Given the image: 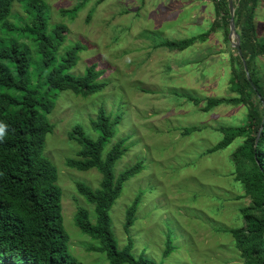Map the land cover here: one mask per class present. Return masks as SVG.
I'll list each match as a JSON object with an SVG mask.
<instances>
[{"label": "rangeland", "instance_id": "obj_1", "mask_svg": "<svg viewBox=\"0 0 264 264\" xmlns=\"http://www.w3.org/2000/svg\"><path fill=\"white\" fill-rule=\"evenodd\" d=\"M46 1L52 20L66 19L61 8L70 9L85 1L77 17L66 20L70 33L64 49L82 39L90 47L82 51L73 72L98 62L108 81L102 92L86 98L62 94L50 115L56 126L46 139L45 154L58 168L62 214L72 254L85 264H111L106 253L88 249L100 242L75 223L79 206L91 211V219L96 221L93 205L78 193L76 183L96 188L102 173L97 168L80 170L66 163L81 148L69 133L75 124H81L97 138L91 119L104 104L113 118H121L112 141L132 134L129 148L115 165L116 175L142 162V169L124 183L110 211L120 247L127 239V208L141 194L129 228L136 257L163 264H242L232 235L222 229L235 227L239 207L249 203V199L235 198L240 191L228 176L229 159L238 145L211 155L204 152L222 139L221 126L244 124L247 110L223 104L206 112L202 110L204 103L196 106L187 98L234 95L227 86L231 63L224 30L219 28L206 42L181 51L155 47L169 39L181 40L210 30L217 17L214 1ZM22 9V3L16 1L12 14L21 15ZM262 13L264 0H260L256 16L258 35L264 42ZM18 18L17 22L21 21ZM195 126L199 129L188 131ZM168 234L176 249L164 256Z\"/></svg>", "mask_w": 264, "mask_h": 264}, {"label": "trees", "instance_id": "obj_2", "mask_svg": "<svg viewBox=\"0 0 264 264\" xmlns=\"http://www.w3.org/2000/svg\"><path fill=\"white\" fill-rule=\"evenodd\" d=\"M16 1L22 3L21 15L12 14ZM213 1L217 17L210 30L181 40L169 39L155 47L181 51L197 42H206L219 28L224 30L231 63L227 86L234 95L205 100L192 95L187 98L196 106L204 103L202 110L206 112L223 104L244 106L247 110L244 124L220 127L222 139L204 155L238 145L229 159L228 176L240 191L235 198L249 199V203L239 207L240 220L235 227L222 229L232 235L242 264H264V42L256 24L260 0H234L235 24L245 62L229 39L228 0ZM84 3L61 8L66 19L52 20L46 0H0V123L6 126L0 137V264H85L70 250L58 168L45 154L46 139L56 126L50 115L61 95L86 98L108 85L104 79L106 70L98 62L73 72L82 51L90 47L82 39L64 49L70 33L66 20L75 19ZM17 18L21 21L17 22ZM120 120V115L113 118L101 104L91 119L97 138L81 124H75L69 133L81 148L76 156L67 159V165L80 170L97 168L102 173L96 188L86 182L76 183L78 193L93 205L96 221L91 219V211L79 206L75 223L84 234L100 242L88 249L106 253L111 264H163L133 254L129 228L134 223L141 194L127 208V239L122 248L112 227L110 211L124 183L142 169V162L137 161L119 176L115 173V165L132 138V134H127L112 141ZM197 129L195 126L188 131ZM175 249L168 234L164 256Z\"/></svg>", "mask_w": 264, "mask_h": 264}, {"label": "water", "instance_id": "obj_3", "mask_svg": "<svg viewBox=\"0 0 264 264\" xmlns=\"http://www.w3.org/2000/svg\"><path fill=\"white\" fill-rule=\"evenodd\" d=\"M228 3H229L230 15H231L229 39H230V42H231L232 46L237 49V51H238L239 55L241 56L242 60L245 62V58H244V55H243V50H242V47H241V36L238 33V31L236 29V24H235V11H236V9H235V5H234V0H228ZM245 68L247 70V66L246 65H245ZM247 75H248V77L250 79V74H249L248 70H247ZM258 139L259 138H257V141H258Z\"/></svg>", "mask_w": 264, "mask_h": 264}, {"label": "clouds", "instance_id": "obj_4", "mask_svg": "<svg viewBox=\"0 0 264 264\" xmlns=\"http://www.w3.org/2000/svg\"><path fill=\"white\" fill-rule=\"evenodd\" d=\"M6 131V126L2 123H0V137L4 135V132Z\"/></svg>", "mask_w": 264, "mask_h": 264}]
</instances>
